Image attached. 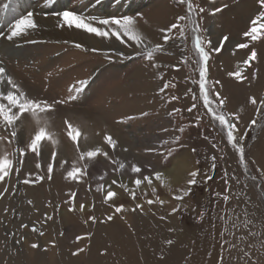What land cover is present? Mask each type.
Masks as SVG:
<instances>
[{
  "label": "rangeland",
  "instance_id": "obj_1",
  "mask_svg": "<svg viewBox=\"0 0 264 264\" xmlns=\"http://www.w3.org/2000/svg\"><path fill=\"white\" fill-rule=\"evenodd\" d=\"M20 2L0 0V66L6 69L0 89L5 94L11 90L6 83L10 76L31 98L67 102L47 115V130L58 144L42 142L41 156L28 151L23 165L17 164L18 149L35 134L34 121L31 117L17 121L18 139L12 143L10 129L0 121V136L8 137L0 141V156L7 154L21 167L20 174L13 172L6 183H0V191L9 189L0 197V264H264V109L257 111L264 100V40L243 36L260 11L258 0H192L197 11L205 9L192 17L200 26L205 49L229 37L221 52L210 53L207 83L213 107L217 103L214 94L219 92L225 115L239 117L235 134L244 137L243 164L199 95V57L192 23L181 22L183 39L174 30V38L163 44L160 30L186 15V5L179 0H56L52 6H46V0H25L22 6ZM216 7L222 11L215 12ZM65 10L100 27V19L132 17L145 37L144 44L136 48L131 42L121 44L115 37L105 39L84 31L103 41L97 49L76 37L58 40L42 34L43 19H58L55 13ZM29 12L37 28L7 40L11 25ZM77 43L82 47H75ZM240 43L249 47L238 49ZM157 44L164 51L154 52L149 60L147 51ZM252 50L257 57L246 66ZM237 71L246 78L229 75ZM164 84L169 87L161 91ZM75 88L83 90L77 95ZM73 95L77 98L69 101ZM193 104L196 107L188 111ZM65 121L80 128L81 151L100 147L108 153L107 158L81 161L87 168L77 181L66 179L78 153L67 136ZM105 135L116 140L115 150L104 142ZM53 151L56 161L51 159ZM184 154L190 171L199 173L197 182L189 185V176L171 194L164 189L166 180H156L155 173L168 178L162 176L163 171ZM47 163H53L51 179ZM120 164L125 167L120 169ZM132 164L142 172H131ZM30 173L32 179L36 175L45 178L26 185L23 180ZM143 176L152 184L144 181L137 188L134 180ZM101 185L103 189L97 191ZM120 185L135 192L136 199ZM109 189L116 196L105 202ZM73 192L74 198L70 197ZM157 196L164 201L162 205L147 203ZM80 204L85 206L82 211ZM136 204L143 210L132 211ZM119 205L125 211L115 213ZM173 208L178 211L173 213ZM78 236L82 237L79 241ZM32 243L39 247L32 249ZM78 248L85 250L73 255Z\"/></svg>",
  "mask_w": 264,
  "mask_h": 264
},
{
  "label": "snow or ice",
  "instance_id": "obj_2",
  "mask_svg": "<svg viewBox=\"0 0 264 264\" xmlns=\"http://www.w3.org/2000/svg\"><path fill=\"white\" fill-rule=\"evenodd\" d=\"M56 0H46V6H52L54 5ZM179 3L182 5H186L187 8V14L181 15L177 17L176 22L172 23L169 27L163 28L160 31L163 33L162 40L163 44H168L174 37L172 36V33L174 30L179 31V35L181 39L184 38V26L181 24L183 21H190L192 23V31L195 34L194 38V48L197 56L199 57L197 63L199 65V95L202 98L203 106L207 108V111L215 121L219 123L221 128L226 131L227 141L231 144V146L236 149V151L239 153L240 162L243 164L245 163V149L242 145L241 141L244 139L243 136H239L238 134H235L237 132V121L239 120L238 116H227L223 112V106H224V99L220 98L219 92H216L214 94L215 100H216V107H213V98L212 93L210 91V85L207 83V75H208V61L210 59V53L216 52L219 53L223 50L224 45L229 41L228 36H223L221 40L219 41V46L217 47H209L208 50L204 47V41L199 35L200 32V26L199 24L192 19L193 14L199 15L200 13H203L205 9L203 7H199L198 11L197 8L194 7L192 0H179ZM258 5L260 8V11L258 15L255 16L254 19L250 22V28L243 33V36L250 40V41H258V40H264V0H258ZM224 7H227L225 4ZM215 12L222 11L221 8L216 7L214 9ZM56 16L59 17L60 22L57 25L60 28H75L83 30L89 34H93L100 38H111L115 37L116 40H118L121 44H126L128 42H131L132 45H134L136 48H140L141 45L144 44L145 37L136 29V21L132 17L125 16L123 18H110V19H100L98 21V24L103 26H94L92 23L85 20L84 17L76 14L73 11L65 10L55 13ZM37 28V24L33 19V13L29 12L27 15L20 17L15 21L14 24L10 27V32L7 34L6 38L9 41H12L15 37H19L23 34H26L29 30H34ZM208 45H211V41H207ZM75 47L81 48L82 45L77 43L75 44ZM147 47V46H145ZM238 49H247L249 47L248 43H240L236 45ZM93 51H96V49H93ZM164 48L162 44L155 45L154 48L149 49L147 51V56L149 60L152 59L154 52H163ZM257 57V53L255 50L251 51V54L247 57V59L244 61V64L246 66H250V62L254 61ZM153 67H158V65L153 64ZM230 76H235L237 80L245 79L246 77L242 76L241 71H237L235 73H229ZM5 76H6V69L3 66H0V84L5 83ZM6 83L8 86H10L11 90H8L7 93L0 89V121H2V126L5 129H10V135L11 140H9V143H12L14 140L18 139L17 136V121H21L22 118L28 119L31 117V119L34 121L36 125V131L35 134L31 137V140L29 143H27L24 147H20L18 149L20 154V159L17 161V164L23 165L24 163V156L26 152L30 151L31 153L35 154V156L40 157L42 152V142L48 141L53 146L58 144V140L54 139V134L49 132L47 130V115L48 113L54 112L57 105H61L66 103L67 101L64 100H55L52 103H49L47 100L39 99V98H31L26 95V93L20 88L19 85L15 83V81L8 76L6 79ZM81 84L84 82L81 81ZM217 84L219 81L216 82ZM168 84H164L161 91L168 88ZM82 88H75V92L78 95L80 92H82ZM71 91V90H70ZM77 95L69 96L68 100L72 101L77 98ZM172 99H177V97H172ZM195 99V97H194ZM6 101V103H5ZM251 103L253 105L257 104V100L255 98L251 99ZM261 108L257 109V111H261L264 109V100L260 101ZM196 105L193 104L191 108L188 109V111H192L193 108H195ZM175 111L179 112V109H176ZM142 115H147L146 113ZM65 124L67 126V136L69 139L76 145V151L78 153L77 161L76 163H73L70 166V170L66 173V179H70L72 181H77L81 179L85 175V170L87 168V164L81 165V161H92L98 156H104L108 157V153L103 151L100 147H96L91 150H84L81 151L80 149V139L82 138V132L78 126H73L68 121H65ZM252 125L256 124V120H253L251 122ZM183 131V129H181ZM84 139H87L86 136L83 137ZM8 137L0 136V141L6 140ZM104 142L109 145L113 150H115L117 146L116 140L113 139L111 135H105L103 137ZM195 151V149H193ZM57 153L53 151L51 153V159L52 161H56ZM213 160H215V157H213ZM64 163H67L66 161ZM64 163H61V167L64 166ZM35 167L37 169L41 168L40 163H36ZM125 167L124 164H120L119 168L123 169ZM215 167V164H213V168ZM247 167V165H245ZM15 172L16 174L21 173V167L15 166L13 163V160L9 159L8 155L5 154L3 156H0V183H6L7 179L10 175ZM53 172V163H47L46 167V174L47 178L51 179V174ZM131 172L140 174L142 172L141 167L132 164L131 165ZM199 175L198 171H193L189 173L190 179L188 180L189 185L196 184V177ZM45 177L36 175L35 179H32V174L30 173L28 177H26L23 180L24 184H30V183H36L43 180ZM156 180L161 179V173L157 172L155 173ZM103 179V177H101ZM206 179H211L210 176L206 177ZM147 181L148 185L152 184V180L148 176H143L141 178H137L134 180V184L137 188L140 187V185ZM113 184H116L117 182L115 180L112 181ZM121 187H125L124 185H120ZM103 189V185L97 188V191H101ZM126 191H129V194L132 196L133 199H136L135 192L130 191L125 187ZM9 191L8 188H3L2 191H0V197H2L5 193ZM190 191V189H189ZM153 195H156V190L153 188ZM188 192L185 191L184 195H187ZM76 196V193H70V197L74 198ZM116 196V193L111 191L110 189L107 191L105 202H108L109 200H112ZM175 199H183L182 196H176ZM225 201L228 200L227 196H224ZM159 203L163 204L164 201L160 200L157 196L156 201L148 200L147 203L149 205L153 203ZM29 204L32 203L31 200L28 201ZM84 205L80 204L79 208L82 211L84 209ZM137 209L143 210V206L141 204H136L135 208L132 209V211H136ZM74 210L73 208H70V211ZM7 211V210H6ZM125 211L123 205H119L115 207V213H122ZM178 211V208H173L172 212L175 213ZM48 219H52V217H48ZM89 219H91L93 222H95V217L90 216ZM113 219L112 215L107 216V220L111 221ZM21 227L27 228L28 225L22 224ZM33 232H36L37 229L35 227L32 228ZM40 236H43L44 233L40 232ZM77 241L81 240L82 237H77ZM19 243L20 241H16ZM167 243L169 245L172 244V240H168ZM39 245L36 243L31 244L32 249L38 248ZM85 249L78 248L76 252L73 253V255H78L80 252H83Z\"/></svg>",
  "mask_w": 264,
  "mask_h": 264
},
{
  "label": "bare ground",
  "instance_id": "obj_3",
  "mask_svg": "<svg viewBox=\"0 0 264 264\" xmlns=\"http://www.w3.org/2000/svg\"><path fill=\"white\" fill-rule=\"evenodd\" d=\"M20 1H21L20 6H22L23 4L26 5L25 0H20ZM24 9H26V7H24ZM59 22H60L59 17L58 19H53V18L43 19V23H42L43 25H42V30H41L42 34L46 35L47 37L51 39L55 38L58 40H64V39L66 40V39L76 37V39H80V41H83L87 44L95 45L97 49L102 48V47L99 48L100 45L104 44L102 43L103 42L102 40H101V43H102L101 44L98 41H96V39H94V36H87L85 35V32L80 29H74L77 31H73L72 29L73 32H71V29L67 27L60 28L57 26ZM97 40H99V38ZM186 160H187L186 154L181 155L179 159H175L172 164V167L166 171H163L164 175L162 174V176H168V178L161 177V179L159 180L161 182L166 180L164 189H167V191L170 192L171 194H174L178 190L179 186H182L183 183L187 181V179H189V173H191V171L188 167Z\"/></svg>",
  "mask_w": 264,
  "mask_h": 264
}]
</instances>
